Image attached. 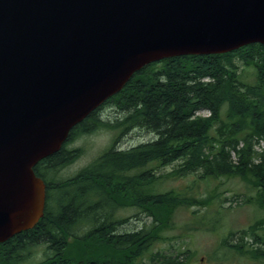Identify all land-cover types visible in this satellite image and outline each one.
<instances>
[{
    "label": "trees",
    "instance_id": "trees-1",
    "mask_svg": "<svg viewBox=\"0 0 264 264\" xmlns=\"http://www.w3.org/2000/svg\"><path fill=\"white\" fill-rule=\"evenodd\" d=\"M239 64L252 70V82L243 79ZM105 104L107 111L92 112L58 152L35 166L47 185L43 216L33 228L0 243V264H192L186 251L172 255L154 246L167 239L161 233L173 227L179 208L211 209L190 228L215 231L219 196H198V182L230 177L241 179L246 188L232 201L253 204L262 215L245 229L229 231L223 247L264 264V46L151 63ZM200 110L209 115H195ZM109 111H116L113 120L104 117ZM99 128L117 132L109 148L73 177H46L82 153L67 150L68 143ZM137 129L154 136L132 148L116 147L122 136ZM258 142L263 144L260 151L254 149ZM177 161L167 176L195 174L194 183L154 191L167 176L153 171ZM126 206L151 218V224L117 233L128 220L116 218L115 210ZM39 247L42 256L36 258L38 253L31 254Z\"/></svg>",
    "mask_w": 264,
    "mask_h": 264
},
{
    "label": "water",
    "instance_id": "water-1",
    "mask_svg": "<svg viewBox=\"0 0 264 264\" xmlns=\"http://www.w3.org/2000/svg\"><path fill=\"white\" fill-rule=\"evenodd\" d=\"M264 45V0H0V242L42 216L35 165L133 73Z\"/></svg>",
    "mask_w": 264,
    "mask_h": 264
},
{
    "label": "rangeland",
    "instance_id": "rangeland-1",
    "mask_svg": "<svg viewBox=\"0 0 264 264\" xmlns=\"http://www.w3.org/2000/svg\"><path fill=\"white\" fill-rule=\"evenodd\" d=\"M237 51V50H235ZM238 64V60L236 61ZM239 72L243 79L252 82V70L239 64ZM106 108V107H105ZM104 108V109H105ZM103 109V110H104ZM107 117L113 120L116 111L107 112ZM208 112L203 110L198 112V116L207 117ZM106 116V114H105ZM117 132L108 128H99L91 134H86L75 138L67 144V149H81L82 153L76 159L59 170L54 171L47 178H53L56 181L73 177L80 169L89 165L99 154L109 148L112 140L116 137ZM153 134L146 130H133L127 136L120 138L116 147L121 149L132 148L140 143L147 142L153 138ZM263 147L262 142L255 143L254 149L260 151ZM231 160L234 164L238 163V157L231 153ZM177 162L166 165L163 168H156L153 173L155 175H165L173 171L177 167ZM157 166L156 164L153 165ZM197 178V175L190 174L186 177L172 179L167 176L162 183L155 186L154 191L163 192L172 187H183L187 183H191ZM199 188L196 191L198 196L218 195L216 200L218 204L217 216L219 218L218 227L215 231L197 230L194 231L190 226L199 218H206L211 213V209L179 208L174 213V224L170 230L163 231L162 237L166 240L158 242L154 247L164 253L175 255L178 252L190 253V262L192 264H261L248 255H239L229 248L223 247V241L227 238L229 231H238L247 228L254 219L260 217L262 212L253 204H241L232 201L234 194H244L246 191L244 182L239 178H219L211 179L206 182H198ZM217 208V206H216ZM136 217H133V216ZM115 217L126 218L128 222L117 228V233L135 232L138 229L149 226L152 219L144 214L137 213L136 209L126 206L115 210ZM199 221V220H197ZM245 241L250 243L249 238ZM42 249L35 248L32 256L37 254L36 258L42 256ZM31 256V258H32ZM146 264L149 263L145 260Z\"/></svg>",
    "mask_w": 264,
    "mask_h": 264
},
{
    "label": "bare ground",
    "instance_id": "bare-ground-1",
    "mask_svg": "<svg viewBox=\"0 0 264 264\" xmlns=\"http://www.w3.org/2000/svg\"><path fill=\"white\" fill-rule=\"evenodd\" d=\"M121 113V112H120ZM118 115V114H117ZM106 118H107V116H106ZM117 118H118V116H117ZM203 118V117H202ZM198 119V118H197ZM155 139V138H154ZM136 146V145H135ZM168 165V164H167ZM94 166V165H93ZM73 182V181H72ZM65 184V183H64ZM61 186V185H60ZM67 206V205H66ZM138 213V212H137ZM114 215V214H113ZM115 216V215H114ZM115 221V220H114ZM126 221V220H125ZM116 222V221H115ZM114 223V222H113ZM112 223V224H113ZM121 223V222H120ZM101 224V223H100ZM167 225V224H166ZM104 227V226H103ZM109 227V226H108ZM116 228V227H115ZM84 229V228H83ZM97 229V228H96ZM113 229V228H112ZM126 233V232H125ZM123 234V233H122ZM150 234V233H149ZM50 235V234H49ZM150 236V235H149ZM45 241V240H44ZM14 246V245H13ZM65 246V245H64ZM11 249V248H10ZM258 250V249H257ZM177 261V260H176Z\"/></svg>",
    "mask_w": 264,
    "mask_h": 264
}]
</instances>
